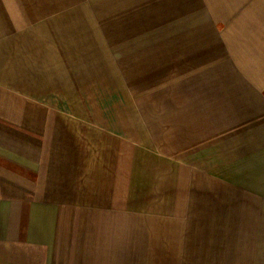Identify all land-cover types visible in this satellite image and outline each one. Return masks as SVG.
Masks as SVG:
<instances>
[{
	"label": "crops",
	"instance_id": "crops-1",
	"mask_svg": "<svg viewBox=\"0 0 264 264\" xmlns=\"http://www.w3.org/2000/svg\"><path fill=\"white\" fill-rule=\"evenodd\" d=\"M263 52L264 0H0V264H264Z\"/></svg>",
	"mask_w": 264,
	"mask_h": 264
},
{
	"label": "rangeland",
	"instance_id": "rangeland-1",
	"mask_svg": "<svg viewBox=\"0 0 264 264\" xmlns=\"http://www.w3.org/2000/svg\"><path fill=\"white\" fill-rule=\"evenodd\" d=\"M232 28H234V25H231ZM231 28V29H232ZM223 41L225 42H232V46H234V49L229 51L231 52V56L230 58H233L234 62L236 63V68H239V63H244L243 60V56H244V52L240 49L241 46L243 45L242 42H244L242 40V35L239 34H231V35H227V37L224 36ZM235 47L238 49L236 50ZM253 58H256V52H254ZM228 58V57H227ZM228 60V59H227ZM261 65L259 66L261 70H264V52L261 53ZM246 63V62H245ZM244 63V65H245ZM223 62H220L219 60L217 61V67L220 68L222 67ZM249 73H251L252 71L248 68Z\"/></svg>",
	"mask_w": 264,
	"mask_h": 264
}]
</instances>
